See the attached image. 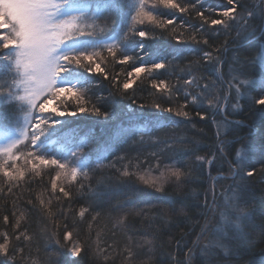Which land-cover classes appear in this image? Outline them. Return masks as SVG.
Wrapping results in <instances>:
<instances>
[{
  "label": "trees",
  "instance_id": "16d2710c",
  "mask_svg": "<svg viewBox=\"0 0 264 264\" xmlns=\"http://www.w3.org/2000/svg\"><path fill=\"white\" fill-rule=\"evenodd\" d=\"M84 2L93 3L94 10V0ZM177 2L189 4L193 0ZM241 2L248 10H252L254 5L260 6V0ZM200 6L209 10L228 7L226 0H200L198 7ZM241 10L237 9L238 12ZM160 13L163 19L175 17L176 25L169 26L167 30L148 27L146 30L155 38L143 41L146 49L161 54L174 52L178 48L190 49L195 53L186 54L174 61V67L170 66L161 79H165L170 86L176 85L184 89L183 80L189 77V62L198 61L194 65L198 70L192 74L197 77L200 85H209L208 94L213 99L214 106L209 108L206 104L193 105L189 100L188 107L184 109L189 113V118L166 112L157 113L152 107L154 103L175 109L177 103L183 104L187 97L181 94L169 102L151 87V77L146 73H141L127 92L122 89L117 92L111 83L112 78L117 77L122 84L128 79L127 73L139 65L138 61L126 64L116 62L123 58L121 53L125 48L128 54L135 55L134 48L140 43L139 38L129 36L123 41L117 49L115 60L102 50L104 60L101 67L109 74V79L105 80L103 75H91L93 83L88 97L94 103H99L102 111L114 112L115 119L105 121L87 113L50 117L63 124L57 125L55 134L49 136V153L63 159L65 151L84 139L87 146L81 155L88 158L89 166L78 172L75 180H72L70 173H62L56 179L59 169L41 166L39 177L33 179L30 174H26L25 180L11 194L7 191L5 179L0 175V187L4 189L0 193V231L10 230L13 216L8 209L12 207L11 201L15 200L16 216L21 211L25 212L27 219L22 224L30 226V234L34 235L31 255L26 256L27 264H68L69 254L65 248L60 247L66 243L63 239L65 225L68 226L67 230H74V238L78 232L79 239L86 242V252L73 258L77 264H177V261L184 264L189 258L188 249H192L191 264H264V235H261L264 182H261L259 173L262 159L259 154L255 158L257 175L250 183L253 203L249 208L254 216L247 230L251 246L240 247L235 254L225 255L219 249L212 250L209 255L202 254L204 245L212 239L210 230L221 221L220 213L224 210L225 196L230 195L240 184L239 177L233 178L231 171L236 163V149L241 146L247 148L256 139L250 129L244 127L251 124L253 110L249 107V102L238 96L234 88L229 90L227 84L232 82L233 76L240 79H257L261 76V68L253 60L260 45L264 44V36L259 30L264 25L256 19L254 24L258 30L255 35L237 40L235 30L225 34L221 26H217L216 31L209 29L197 33L201 21L196 17L195 11L182 14L161 6ZM205 14L211 18H220L214 12L205 11ZM181 21L192 27L182 28ZM104 26L105 21L100 20L98 27ZM109 35L119 39L121 34ZM190 35L208 38L209 45L191 42ZM176 36L183 43L178 44ZM94 39L99 44L110 42L105 40L103 34ZM216 48H221L222 51L217 53ZM201 50L212 52L213 60L210 63L200 60ZM217 59L220 61L218 72L213 70ZM14 75L6 63L0 60V84L11 82ZM177 77L180 78L179 84ZM186 91L198 95L201 89L193 85ZM109 93L113 94L112 97H109ZM258 94L259 89L253 93ZM100 96L106 98L107 102L97 101ZM7 100V97L0 95V113H11L16 119L0 120V129H10L24 116L23 112L18 111V105L8 104ZM68 110L75 111V108L70 107ZM196 111L206 113L207 119L201 120L196 116ZM157 116L160 117L159 124H156ZM146 124L154 125L155 131L150 135L145 134L143 138L116 135L120 127L139 128ZM224 140L234 143L226 147L224 155H221L217 146ZM106 149L109 150L105 152ZM212 154H215L216 160L211 166L196 160V156L210 159ZM102 156L105 158L101 159ZM118 157L121 159H117ZM70 160L71 165L76 166V158ZM23 164L22 160L17 161L18 166ZM174 168L185 173L191 170V177H181L179 186L171 178L163 184L162 191H157L138 179L140 175H144L148 179L159 180L161 173L167 176L169 170ZM124 170L134 175L123 176ZM53 179H56L58 185L55 193L51 189ZM60 187L69 193L68 197L59 192ZM213 195L215 211L199 207L204 203L205 197L209 205H212ZM40 199L45 201L46 207L40 205ZM169 201L174 204L170 206ZM82 208H89V212L80 218ZM173 208L184 210L176 213ZM6 214L9 215V227H5L2 219ZM205 225L208 235L194 244ZM28 251L26 248V253Z\"/></svg>",
  "mask_w": 264,
  "mask_h": 264
},
{
  "label": "snow or ice",
  "instance_id": "6c2138e0",
  "mask_svg": "<svg viewBox=\"0 0 264 264\" xmlns=\"http://www.w3.org/2000/svg\"><path fill=\"white\" fill-rule=\"evenodd\" d=\"M199 3L200 0H193L189 4H181L177 0H94L93 10V3L84 0H0V60L6 63L10 72L15 73L11 82L0 84V95L8 98L6 101L8 104L18 105V111L24 113L23 124L16 129L19 135L12 136L10 133H5L4 143L0 144V175L8 185V193L11 194L14 188H18L19 183L25 180L26 174H30L33 179L39 177L41 166H54L59 169L56 179H59L62 173L65 175L70 173L72 180L76 179L78 172L89 166L88 158L81 155L87 146L84 139L65 151L63 159L49 153V136L55 134L57 125L63 124L62 121L50 117L87 113L101 117L105 121L115 119L114 112L102 111L101 105L94 103L88 97V91L93 83L90 77L96 74L103 75L105 80L109 79V74L101 67V62L104 60L102 50L115 60L117 49L129 36L138 37L140 40V43L135 45V55L128 54L125 48L121 53L123 58L116 62L126 64L130 61H138L139 65L127 73L128 79L122 84L117 77L112 78V86L117 92L121 89L127 92L140 78V74L146 73L151 77V87L169 102L181 94L187 97L183 104L177 103L175 109L172 106L162 107L160 103H154L152 107L157 113L166 112L189 118V113L184 110L188 107L189 100L193 105L206 104L209 108L213 107V99L208 94L209 85H200L197 77L192 74L198 70L194 67L199 63L198 61L189 62V77L183 80L184 89L176 85L170 86L165 79H161L170 66L174 67V61L186 54H195L193 50L178 48L174 52L164 54L150 52L143 41L155 37L146 29L151 27L167 30L169 26L176 25L175 17L168 19L161 17L162 6L164 9L182 14L195 11L196 17L201 21L197 33L209 29L216 31L217 26H221L225 34L235 30L237 40L248 39L258 30L254 24L256 19L264 25V0H260L259 7L254 5L252 10L245 8L241 0H226L227 8L210 10L203 9L202 6L198 7ZM238 8L242 10L238 12ZM205 11L214 12L220 18H211L210 15L205 14ZM100 20L105 21L104 27H98ZM180 26L192 27L185 25L183 21L180 22ZM259 30L264 36V27H260ZM109 33L121 35L119 39H114ZM100 34L110 42L99 44L94 38ZM176 40L178 44L183 43L179 36H176ZM190 40L195 44L209 45L208 38H198V35H190ZM215 51L219 53L222 49L216 48ZM199 56L200 60L206 63L213 60L210 51L201 50ZM253 63H257L261 68L259 78L240 79L233 76L232 82H229L227 87L229 90L234 88L238 96L249 102V107L253 110L251 124L244 127L249 128L256 139L247 148L241 146L236 149V163L231 171L233 178L239 177L240 184L231 191L230 195L225 196V210L220 213L221 222L210 230L212 239L204 245L202 249L204 255H209L214 249L223 251L225 255L235 254L240 247L247 248L252 244L247 229L254 216L249 208L253 203L250 183L257 175L255 164L257 154L262 158L259 173L261 182H264V44L260 45ZM219 64L220 61L217 59L216 64L213 65L214 71H219ZM179 79L177 77V84ZM193 85L201 89L198 95L186 91ZM257 89L259 94L253 95ZM112 95L109 93V97ZM102 100L107 102L106 98L97 97V101ZM70 107H74L75 111H69ZM195 114L201 120L207 119L206 113L196 111ZM14 119L16 117L11 113H0V120ZM159 121L160 117L157 116L156 124H159ZM154 131V125L146 124L139 128L120 127L116 135L143 138L145 134L150 135ZM232 143L234 141H222L217 146V151L224 155V149ZM108 150L106 149L105 152ZM70 158H76V166L71 165ZM103 158L105 157L102 156L101 159ZM21 160L24 164L18 166L17 161ZM196 160L211 166L215 163L216 156L212 154L210 159L196 156ZM122 175L127 177L134 173L124 170ZM181 177L190 178L191 170L185 173L179 168H174L169 170L167 176L161 173L159 180L148 179L144 175H140L138 179L145 185L162 191L163 184L171 178H174L179 186ZM56 179L51 182L53 193L58 188ZM3 191L4 189L0 187V193ZM59 192L65 197L69 196L63 187L59 188ZM39 203L46 207L43 199H40ZM169 204L172 206L174 202L169 201ZM11 205L12 207L8 209L13 216L10 230L0 231V264H27L26 256L31 255L34 235L30 234V226L22 224L27 219L25 212L21 211L20 215L16 216L15 200L11 201ZM213 205H215L214 195L212 205H209L205 197L204 203L199 207L215 211ZM172 210L180 213L184 209ZM86 212H89V208H82L79 217L83 218ZM2 219L5 227H9V215H4ZM67 227L65 225L63 236L66 243L61 244L60 247L65 248L69 254L68 264H77L73 258H78L86 252V242L79 239L78 232L74 238V230L69 231ZM206 229L207 225L201 229V235L197 236L194 244L208 235ZM261 235H264V217L261 218ZM56 242L60 243L59 240ZM26 248L29 249L27 253ZM97 252L99 253V249ZM191 252L192 249H188L189 258L184 264H191ZM177 264L180 262L177 261Z\"/></svg>",
  "mask_w": 264,
  "mask_h": 264
},
{
  "label": "rangeland",
  "instance_id": "374dc122",
  "mask_svg": "<svg viewBox=\"0 0 264 264\" xmlns=\"http://www.w3.org/2000/svg\"><path fill=\"white\" fill-rule=\"evenodd\" d=\"M23 119H24V116H23ZM23 119L20 120L16 125L11 126L10 129H0V144L4 143L5 133H10L12 136H18L19 135V132L16 131V129L23 124Z\"/></svg>",
  "mask_w": 264,
  "mask_h": 264
}]
</instances>
